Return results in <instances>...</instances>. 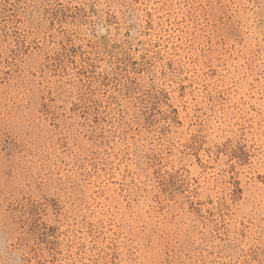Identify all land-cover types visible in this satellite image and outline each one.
Here are the masks:
<instances>
[{"label":"rangeland","instance_id":"374dc122","mask_svg":"<svg viewBox=\"0 0 264 264\" xmlns=\"http://www.w3.org/2000/svg\"><path fill=\"white\" fill-rule=\"evenodd\" d=\"M0 264H264V0H0Z\"/></svg>","mask_w":264,"mask_h":264}]
</instances>
